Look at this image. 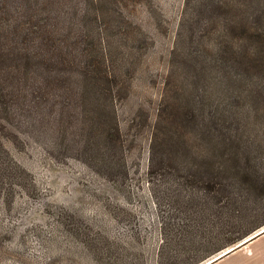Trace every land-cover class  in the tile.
I'll list each match as a JSON object with an SVG mask.
<instances>
[{
    "label": "rangeland",
    "instance_id": "374dc122",
    "mask_svg": "<svg viewBox=\"0 0 264 264\" xmlns=\"http://www.w3.org/2000/svg\"><path fill=\"white\" fill-rule=\"evenodd\" d=\"M107 1L87 29L108 46L121 139L100 102L72 121L67 94L23 110L37 84L16 80L23 105L0 107V264H201L261 223L264 74L232 58L243 43L215 34L203 6L182 27L186 0ZM213 174L230 196L209 190Z\"/></svg>",
    "mask_w": 264,
    "mask_h": 264
},
{
    "label": "trees",
    "instance_id": "16d2710c",
    "mask_svg": "<svg viewBox=\"0 0 264 264\" xmlns=\"http://www.w3.org/2000/svg\"><path fill=\"white\" fill-rule=\"evenodd\" d=\"M89 2L88 7L77 5L62 11L53 0H0V71L10 77H1L0 107L9 117L12 116L14 108L18 105L21 107L23 104L20 102L25 97L20 80H16L32 79L37 87L29 93L30 102L28 107L22 106L23 110L40 109L42 104L54 108L55 103H50L52 99H62L67 94L62 100L67 104L60 102V115L63 117L67 113L68 119L64 121H72V118H76V110L81 108L83 116H86V101L96 105L100 102L104 109L102 114L108 121L106 137L112 144H117L121 139V127L114 103L119 94L114 80L115 69L110 63L108 46L102 33L95 28V38L93 31L87 29L90 16L95 24L101 20L99 13L95 12V5L98 8V3L103 6L108 1ZM199 9L208 12L215 25L214 33L220 38L227 36L243 43L239 59L234 55H237V51L232 53V58L248 73L264 74V0H186L182 27H189L193 14L203 12ZM231 44L234 43L229 45L233 50ZM222 52H225L223 48ZM259 90L264 92V85ZM216 113L217 119L210 118V128L221 130L222 115L219 109H216ZM208 178L207 182L212 184L209 190L230 196L232 191L228 184L222 182V177L213 174ZM261 217V223L251 231L230 239L234 240L232 243L240 244L263 228L264 215Z\"/></svg>",
    "mask_w": 264,
    "mask_h": 264
},
{
    "label": "crops",
    "instance_id": "0c3cea01",
    "mask_svg": "<svg viewBox=\"0 0 264 264\" xmlns=\"http://www.w3.org/2000/svg\"><path fill=\"white\" fill-rule=\"evenodd\" d=\"M212 264H264V233Z\"/></svg>",
    "mask_w": 264,
    "mask_h": 264
},
{
    "label": "water",
    "instance_id": "95a60500",
    "mask_svg": "<svg viewBox=\"0 0 264 264\" xmlns=\"http://www.w3.org/2000/svg\"><path fill=\"white\" fill-rule=\"evenodd\" d=\"M264 232V227L259 229L258 231H256L255 233H253L252 235H250L249 237H247L244 241H242L240 244H237L231 248H228L227 250H223L222 252L216 254L215 256L209 258L208 260L204 261L203 263L201 264H209L211 263L212 261H215L216 259L220 258L221 256H223L224 254L228 253L229 251L237 248L239 245L251 240L252 238L256 237L257 235H259L260 233Z\"/></svg>",
    "mask_w": 264,
    "mask_h": 264
},
{
    "label": "bare ground",
    "instance_id": "6f19581e",
    "mask_svg": "<svg viewBox=\"0 0 264 264\" xmlns=\"http://www.w3.org/2000/svg\"><path fill=\"white\" fill-rule=\"evenodd\" d=\"M232 251V250H231ZM230 252V251H229ZM227 254V253H226ZM225 255V254H224ZM213 262V261H212ZM210 264V263H209Z\"/></svg>",
    "mask_w": 264,
    "mask_h": 264
}]
</instances>
